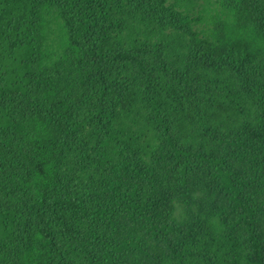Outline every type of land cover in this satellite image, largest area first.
I'll list each match as a JSON object with an SVG mask.
<instances>
[{
	"label": "trees",
	"instance_id": "trees-1",
	"mask_svg": "<svg viewBox=\"0 0 264 264\" xmlns=\"http://www.w3.org/2000/svg\"><path fill=\"white\" fill-rule=\"evenodd\" d=\"M0 264H264V0H0Z\"/></svg>",
	"mask_w": 264,
	"mask_h": 264
}]
</instances>
